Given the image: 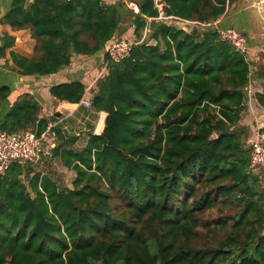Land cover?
<instances>
[{"label":"trees","instance_id":"16d2710c","mask_svg":"<svg viewBox=\"0 0 264 264\" xmlns=\"http://www.w3.org/2000/svg\"><path fill=\"white\" fill-rule=\"evenodd\" d=\"M230 2L162 0L167 16L187 22L215 19ZM136 3L140 37L157 10L153 0ZM124 7L11 0L0 22L30 31L32 57L10 55L20 74L43 76L72 55L103 51L107 61L104 44L121 36ZM149 36L156 45L134 44L96 84L102 132L81 151H61L75 171L71 187L19 162L0 176V264H264V180L249 168L250 129L239 124L249 62L210 29L162 24ZM11 45L5 35L0 54ZM49 93L78 103L85 88L75 80ZM8 95L1 87L0 98ZM256 99L264 107V86ZM39 110L34 95H18L0 130L40 137L48 124Z\"/></svg>","mask_w":264,"mask_h":264},{"label":"crops","instance_id":"0c3cea01","mask_svg":"<svg viewBox=\"0 0 264 264\" xmlns=\"http://www.w3.org/2000/svg\"><path fill=\"white\" fill-rule=\"evenodd\" d=\"M260 1L263 0H231L225 12L220 15V27H233L241 33L246 32L245 37L249 44L246 60L250 68L254 69L251 71V78L264 82V78L257 76V70L264 66V20L257 9ZM10 3L11 0H0V19L9 9ZM124 30L133 33V28L123 27L121 31ZM5 35L12 38V45L0 54V88L6 86L9 90L6 98H0V124L18 95H34L40 106L38 118L46 120L47 128L50 127L40 136L41 158L49 163L46 168L48 171L41 173L53 171L59 182H64V177L67 176L70 185L66 180L65 186L71 187L75 171L64 164L60 153L64 150L81 151L87 145L90 134H100L103 128L97 131V126L101 112L104 111L87 108L81 102L58 100L50 95L49 87L77 80L84 85L85 95L91 98L98 80L107 73L108 62L104 60V52L72 55L68 66L50 75H22L13 63L10 52L30 58L34 53L35 40L28 29L13 30L9 24L0 22V45ZM256 95L251 101L247 98V105L245 104L239 121L240 125L249 127L251 138L255 135L254 129L264 123V107L259 104ZM248 101L255 107L252 112L247 110ZM55 147L59 149L53 150Z\"/></svg>","mask_w":264,"mask_h":264},{"label":"built area","instance_id":"2783aa9c","mask_svg":"<svg viewBox=\"0 0 264 264\" xmlns=\"http://www.w3.org/2000/svg\"><path fill=\"white\" fill-rule=\"evenodd\" d=\"M122 1L134 14L139 13V8L136 2L131 0ZM153 5L157 10V16L154 17L155 19L179 20L165 14L162 0H153ZM150 19L152 18H149L148 21ZM190 23L191 28L196 26L200 29H210L214 31L216 33L217 40L227 43L246 59L249 50L247 38L242 35L240 31L233 27H220V16L208 21ZM147 27L148 24L143 30L139 40L129 41L121 36L116 37L108 50H104L107 53V62L119 63L130 55L131 48L134 44L146 42L148 45H156L157 40L149 36ZM251 71L252 68H250L249 82L246 86V93L249 101L253 100V97L256 94L262 93L264 86L263 81H258L251 78ZM249 101L247 110L252 112L255 110V107L251 105V102ZM80 102L87 108L92 107L91 98L87 95H84ZM245 104L247 105V103ZM47 129H50V127ZM249 151V168L252 173L261 176L264 174V127L257 128L254 137L250 139ZM41 154L40 137H38L35 131L31 128L17 132H7L0 130V176L3 175L14 162L31 165L36 164L40 161L42 157Z\"/></svg>","mask_w":264,"mask_h":264},{"label":"water","instance_id":"95a60500","mask_svg":"<svg viewBox=\"0 0 264 264\" xmlns=\"http://www.w3.org/2000/svg\"><path fill=\"white\" fill-rule=\"evenodd\" d=\"M257 9L262 17V19L264 20V0L258 2L257 4ZM162 24H166V25H171L172 27L176 28V29H181L185 32H189L190 28H191V23L190 22H185V21H181V20H169V19H155L152 18L148 21V27L147 30L148 32H153L156 27H158L159 25ZM242 35H246V32H242ZM119 36V32H115L112 37L110 39H108L105 44H104V50L107 51L108 48L110 47V45L113 43V41L115 40L116 37ZM105 117H106V112H101V117L97 126V131H100L103 127H104V121H105ZM260 128L264 127V123L260 124L259 126Z\"/></svg>","mask_w":264,"mask_h":264},{"label":"rangeland","instance_id":"374dc122","mask_svg":"<svg viewBox=\"0 0 264 264\" xmlns=\"http://www.w3.org/2000/svg\"><path fill=\"white\" fill-rule=\"evenodd\" d=\"M116 1H119V2H122L123 3V1L122 0H115V2ZM131 1H134V2H137L138 0H131ZM124 4V3H123ZM124 14H123V22H122V24H123V27H127V28H133V26H131V19H130V16H131V14H132V11L130 10V9H128L127 7H126V5L124 4ZM127 31V30H126ZM125 30L124 31H122V33H121V37H124L125 39H127V40H129V41H135V40H139L140 38H141V36L140 37H136V35L134 34V32L131 34L130 33V30L129 31H127L126 32ZM131 35H133L132 37H130ZM120 37V36H119ZM253 71H254V69H252ZM259 126H260V124H259ZM259 126L257 127V128H259ZM254 131L256 132L257 131V129H254ZM251 135H252V132L250 131V137L249 138H251ZM248 138V139H249ZM248 140H247V146H248ZM44 157V156H43ZM43 166H46L45 168L43 167ZM31 167L32 168H34V170H36V171H39V172H47L48 170L46 169V168H48L49 167V163L47 162V161H45L44 160V158H41L40 159V161L39 162H37L36 164H32L31 165ZM49 173L50 174H52V176L54 177V178H56L55 176H54V173H53V171H49ZM262 176V178H263V180H264V174H262L261 175ZM57 179V181L59 182V180H58V178H56ZM63 180V179H62ZM66 180H68V185H70L69 184V177H67V176H65L64 177V182H59V184L60 185H64L65 186V183L67 184V182H65ZM206 214H208L210 217H212V216H214V212L213 211H211V212H207Z\"/></svg>","mask_w":264,"mask_h":264}]
</instances>
